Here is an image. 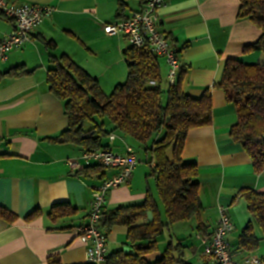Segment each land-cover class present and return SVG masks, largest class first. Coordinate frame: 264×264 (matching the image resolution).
Instances as JSON below:
<instances>
[{
    "label": "crops",
    "instance_id": "crops-1",
    "mask_svg": "<svg viewBox=\"0 0 264 264\" xmlns=\"http://www.w3.org/2000/svg\"><path fill=\"white\" fill-rule=\"evenodd\" d=\"M12 1L55 10L35 29L31 42L14 49L7 61L0 62V206L16 216L13 221L0 217V264H48V257L55 254L60 255L63 264H87L79 228L88 219L93 187L114 177L119 169L86 174L68 167V159L83 162L84 150L56 140L68 128L69 119L64 102L50 91L49 71L57 67L55 60L65 55L97 79L103 93L110 95L128 79L124 51L130 45L123 35L105 33L104 25L131 16L144 3L125 0L121 12L118 0ZM164 1L159 30L178 52L180 71H184L183 90L196 98L206 90L211 92L213 121L209 126L192 129L181 153L184 161L198 165L203 209L191 221L166 230L160 237L164 248L159 243V250L148 259L160 257L172 240L185 247L183 264H216L205 254L198 236L213 233L220 208L224 207L235 225L228 237L235 259L240 263L248 256L264 260V234L241 193L253 189L264 194V170L257 173L251 156L230 137L237 121L236 108L217 87L228 59L264 65L263 52L246 50L260 38L262 30L248 19H238L241 0ZM14 29L15 23L0 13V40ZM49 42L55 46L48 47ZM158 62L167 90L168 65L163 58ZM21 65L32 72L19 78L3 75ZM104 143L118 154L125 152L127 144L134 147L131 140L118 133H110ZM167 156L173 158L172 148ZM140 164L129 185L108 192L105 211L143 202L148 191L155 197V179H149L147 169ZM64 202L76 212L53 220L49 216L52 206ZM35 211L40 214L27 220ZM250 223L261 241L255 250L246 252L239 250L238 243L242 230ZM127 234L125 226L110 231V252L125 247L131 250Z\"/></svg>",
    "mask_w": 264,
    "mask_h": 264
},
{
    "label": "trees",
    "instance_id": "trees-1",
    "mask_svg": "<svg viewBox=\"0 0 264 264\" xmlns=\"http://www.w3.org/2000/svg\"><path fill=\"white\" fill-rule=\"evenodd\" d=\"M119 10L126 7L118 0ZM145 4L146 1L142 0ZM238 19H248L262 30L260 38L248 48L264 53V0H241ZM54 47L53 43H47ZM124 55L129 75L125 83L118 84L110 95H105L97 81L69 57L63 55L55 61L57 67L49 71L50 91L64 102L68 128L56 138L70 142L84 151L107 148L104 139L118 133L134 144L136 152H152L151 177H154L158 200L148 191L140 203L124 204L104 211L101 229L108 235L115 226L128 227L127 240L131 250L109 253L104 264H183L185 247L172 240L163 254L149 260L159 250L160 237L178 223L197 217L203 209L200 197L198 165L181 158L185 141L192 129L209 126L213 121V100L209 90L201 97H192L183 90L184 71H180L174 85L163 88L158 57L148 47L129 46ZM25 66H17L3 75L19 78L30 74ZM151 81L156 84L152 85ZM226 101L236 108L237 121L232 125L230 137L240 143L251 156L255 171L264 170V65L228 59L221 81ZM107 119L110 129H107ZM151 142V143H150ZM173 149V158L167 156ZM101 165L87 166L78 173L102 172ZM257 225L264 234V194L253 189L241 190ZM76 209L67 203L52 206L49 216L53 220L73 215ZM153 213L149 221L148 213ZM35 211L26 217L35 218ZM0 217L13 221L16 216L0 206ZM201 228V227H200ZM202 230V229H200ZM207 235V234H206ZM211 236V235H207ZM250 223L239 236V250L252 252L260 243ZM48 264H63L60 255L48 257ZM92 264V263H87Z\"/></svg>",
    "mask_w": 264,
    "mask_h": 264
},
{
    "label": "built area",
    "instance_id": "built-area-1",
    "mask_svg": "<svg viewBox=\"0 0 264 264\" xmlns=\"http://www.w3.org/2000/svg\"><path fill=\"white\" fill-rule=\"evenodd\" d=\"M164 0H147L143 7L131 16L104 25L108 35H123L129 45L137 48L148 47L152 53L163 58L168 65V83L174 85L182 68L178 52L169 40L160 32V9ZM55 8L30 3L17 4L12 0H0V13L15 23V29L0 40V62L7 61L10 53L23 47L33 39L34 31L45 19L52 16ZM155 85V81H151ZM82 160L68 159L71 170H80L87 165L97 164L105 168H116L119 172L112 178L104 179L93 187L92 207L87 221L79 228V237L86 245L88 263L104 264L108 257V235L101 229L100 222L106 207L107 194L110 190L127 186L131 183L140 158L131 145H126L123 154L115 153L110 148L84 151ZM235 225L224 207L220 208V218L211 236H201L205 254L216 264H264L262 258L248 256L243 263L234 257L229 235Z\"/></svg>",
    "mask_w": 264,
    "mask_h": 264
},
{
    "label": "rangeland",
    "instance_id": "rangeland-1",
    "mask_svg": "<svg viewBox=\"0 0 264 264\" xmlns=\"http://www.w3.org/2000/svg\"><path fill=\"white\" fill-rule=\"evenodd\" d=\"M105 121L107 122V125H109L110 123H109V121L107 120V119H105ZM110 126V125H109ZM151 143V142H150ZM137 154H138V156H139V158L141 159V161L142 162H140L141 164V166H143L145 169H147V172H148V178L149 179H153L151 176H149L150 175V172H151V164H150V161L152 160V152L149 150L147 153L144 151V149H138V151H137ZM153 181V180H152ZM151 181V183H153ZM153 188H154V194H155V197H156V199L158 200V202H159V204H160V207H161V210L164 212V207H163V204L160 202V200H159V198H158V193L156 192V190H155V187L153 186ZM160 246H161V249H163L164 248V243L161 241L160 242ZM112 248H115V246L113 247L112 245H111V249Z\"/></svg>",
    "mask_w": 264,
    "mask_h": 264
},
{
    "label": "water",
    "instance_id": "water-1",
    "mask_svg": "<svg viewBox=\"0 0 264 264\" xmlns=\"http://www.w3.org/2000/svg\"><path fill=\"white\" fill-rule=\"evenodd\" d=\"M148 215H149V221H152V220H153V213H152V212H149ZM124 251H125V252H129V251H130V252L133 253V254L135 253V251H134L133 249L130 250L129 247H125V248H124Z\"/></svg>",
    "mask_w": 264,
    "mask_h": 264
}]
</instances>
